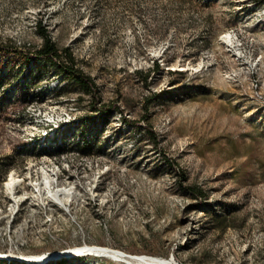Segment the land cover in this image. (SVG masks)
Returning a JSON list of instances; mask_svg holds the SVG:
<instances>
[{"label": "rangeland", "instance_id": "1", "mask_svg": "<svg viewBox=\"0 0 264 264\" xmlns=\"http://www.w3.org/2000/svg\"><path fill=\"white\" fill-rule=\"evenodd\" d=\"M43 35L62 51L55 61L92 82L66 93L128 125L107 121L90 170L103 174L102 206L76 208V221L42 243L31 236L24 252L86 242L184 264H264V0H0V46L22 47L19 76L47 70L32 55ZM45 263L144 264L94 253Z\"/></svg>", "mask_w": 264, "mask_h": 264}, {"label": "bare ground", "instance_id": "2", "mask_svg": "<svg viewBox=\"0 0 264 264\" xmlns=\"http://www.w3.org/2000/svg\"><path fill=\"white\" fill-rule=\"evenodd\" d=\"M224 37L233 41L229 33ZM14 56L0 50V248L25 253L32 237L42 243L59 221H76V208L105 202L103 174L90 170L99 163V148L107 144L103 138L107 121L115 115L123 117L126 125L128 121L118 109L111 113L98 107L91 112L82 108L81 97L66 93L72 80L50 63L38 60L46 66L45 73L33 70L19 76L12 67ZM92 253L144 264H184L175 257L133 254L99 245L57 256ZM48 258L0 254L5 263L46 264Z\"/></svg>", "mask_w": 264, "mask_h": 264}, {"label": "trees", "instance_id": "3", "mask_svg": "<svg viewBox=\"0 0 264 264\" xmlns=\"http://www.w3.org/2000/svg\"><path fill=\"white\" fill-rule=\"evenodd\" d=\"M38 28L46 33V29L44 28V24L42 20H39L38 22ZM44 37V42L43 45L41 47H39L38 49H36V53H32V55L35 58H38V60H42L45 61L46 63H50L51 65H53L60 73H62L66 78L71 79L72 81H79L81 83V85L83 86L85 91L90 92L92 89V82L89 81V79L87 77H85L83 75V73H81L80 71H78L77 69L74 68V66L71 65H64L63 63H61L60 61H55L57 58L61 57V52L56 44L52 41V39L49 37V35H43ZM0 50L3 51H7L9 53H13L17 56H22V53H20L18 55V51L21 52L22 49H16L14 52L11 51V48L7 47H2L0 46ZM68 54V53H67ZM58 60V59H57ZM156 69H159L161 67L160 62H156L155 66ZM100 103V102H99ZM95 106L98 107V104ZM102 105V104H101ZM103 106V105H102ZM107 108H103L102 110L108 111Z\"/></svg>", "mask_w": 264, "mask_h": 264}, {"label": "built area", "instance_id": "4", "mask_svg": "<svg viewBox=\"0 0 264 264\" xmlns=\"http://www.w3.org/2000/svg\"><path fill=\"white\" fill-rule=\"evenodd\" d=\"M18 50V49H17ZM103 109L102 105L98 104V110ZM0 121H1V115H0ZM84 246H89L88 244H86V242L83 245L77 246V247H69L63 250H59V251H47L43 254H27V252L25 253H17V251H11V248H0V254L1 255H16L18 257H27V258H46V257H54L57 256V254L61 253V252H65V251H76L77 248L79 247H84ZM91 246V245H90Z\"/></svg>", "mask_w": 264, "mask_h": 264}]
</instances>
